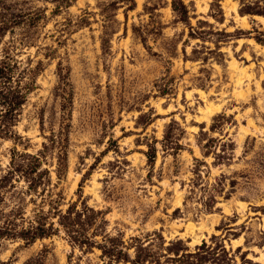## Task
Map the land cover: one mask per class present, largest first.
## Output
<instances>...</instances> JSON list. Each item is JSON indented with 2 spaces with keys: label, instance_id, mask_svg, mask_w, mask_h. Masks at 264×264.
<instances>
[{
  "label": "rangeland",
  "instance_id": "374dc122",
  "mask_svg": "<svg viewBox=\"0 0 264 264\" xmlns=\"http://www.w3.org/2000/svg\"><path fill=\"white\" fill-rule=\"evenodd\" d=\"M8 64L0 264H264V0H0Z\"/></svg>",
  "mask_w": 264,
  "mask_h": 264
},
{
  "label": "trees",
  "instance_id": "16d2710c",
  "mask_svg": "<svg viewBox=\"0 0 264 264\" xmlns=\"http://www.w3.org/2000/svg\"><path fill=\"white\" fill-rule=\"evenodd\" d=\"M12 70V66L10 64L8 65H0V78L2 77H8V74H10V71ZM15 102L12 101L10 103V108H13L15 106ZM150 160H154L155 158V153L150 154Z\"/></svg>",
  "mask_w": 264,
  "mask_h": 264
},
{
  "label": "bare ground",
  "instance_id": "6f19581e",
  "mask_svg": "<svg viewBox=\"0 0 264 264\" xmlns=\"http://www.w3.org/2000/svg\"><path fill=\"white\" fill-rule=\"evenodd\" d=\"M261 17V16H260Z\"/></svg>",
  "mask_w": 264,
  "mask_h": 264
}]
</instances>
